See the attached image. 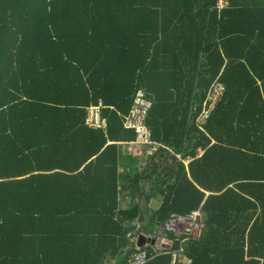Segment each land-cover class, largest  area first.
<instances>
[{
    "label": "trees",
    "instance_id": "1",
    "mask_svg": "<svg viewBox=\"0 0 264 264\" xmlns=\"http://www.w3.org/2000/svg\"><path fill=\"white\" fill-rule=\"evenodd\" d=\"M218 1L0 0V264H126L140 248L135 220L146 233L198 210L207 235L182 244L167 232L172 248L192 264H264V0H229L222 12ZM218 83L224 95L201 122ZM139 90L152 102L142 146L159 148L145 170L133 157L119 172ZM99 101L106 126L92 129L85 116ZM80 130L100 141L85 145ZM184 144L188 170L176 156ZM95 173L106 180L82 181ZM92 188L164 201L146 227L139 203L87 208ZM141 248L147 264H171L168 251Z\"/></svg>",
    "mask_w": 264,
    "mask_h": 264
},
{
    "label": "crops",
    "instance_id": "2",
    "mask_svg": "<svg viewBox=\"0 0 264 264\" xmlns=\"http://www.w3.org/2000/svg\"><path fill=\"white\" fill-rule=\"evenodd\" d=\"M119 34H120V36L124 37L126 40H130L134 36V35H132L131 31H129V32L125 31V32H122ZM244 96H250V95H248V94L244 95L243 94V98H244ZM237 102L239 103L238 105L242 104V99L238 100ZM261 108H262L261 112H263V114H264V108L263 107H261ZM90 128L95 129L93 127H90ZM77 132H78V138L80 139V142H83L85 145L90 146L92 141H94V142H95V140H96V142L100 141V135H98V134L92 133V132L87 131V130H80ZM191 132H192V134H196L195 130H192ZM109 143H111V142H107V144H109ZM121 145H122V149H121L122 153L126 156H131V157H129V159H125L126 164L119 165L118 171L124 172V173L128 172V167H129V164H132V162H133L132 158L133 157L139 158L140 162H139L138 166H141L140 167L141 171L143 169L145 170L148 157L150 155H152L154 150L159 148L158 143H155L154 147H148V146H141L139 144H136V143H134V141L130 142V143H122ZM187 146H189V145H187ZM187 146L185 147V144L183 146L185 148L184 152H186L184 155H186V156L183 157L182 153H179V152H177L176 156L178 158H180V161H182V163L185 165L186 169L188 170L190 168L189 164L194 160V157L192 155H190V153H189L192 150V147L187 148ZM204 151H205L204 148H202L201 146H199L195 149V152H197L199 157L204 154ZM114 157H115V150H110L109 153L107 154L106 161L107 160L111 161L112 159H114ZM106 161H102L97 165V166H99V169L104 168V162H106ZM159 165H160V167L163 166V165H161V163ZM158 170H159V168L157 169V172H158ZM157 172H156L155 178L149 179V180H147V182H145L146 186L144 185V187H145V194L146 195L149 193V191H148L149 188L152 187L151 182H152V184H154V182L157 181ZM190 173L191 172H188V176L191 179ZM105 180H106V178L103 174L95 173L91 176H88V178L83 179L82 181H87L89 183H101V181H105ZM118 188H120V187L118 186ZM81 190L84 191V188H82ZM92 193L95 194V197L92 198L93 204L91 206H87V208H89L90 210H93V209L98 210V208H102L103 206L105 207V205H111L112 206L116 203V204H119V207L116 210V212H118L120 210H128L131 206L139 203L140 206L142 207V212L146 213L145 219H142L143 220V222H142L143 226H146V227L149 226L148 220L151 219V217L154 215V212H157L161 208L163 201H164V197L160 193H157V194L155 193L156 195H154L153 198L150 199V202H149L148 206L146 207L143 198L142 199H139L138 197L134 198L132 195H129L128 193L123 194V195L118 194L116 199L109 196L107 194V191H105V190L97 192L92 188ZM82 195H84V194L70 195L71 197L69 199H70V201H77L80 198L84 197ZM210 195H211V193H207V196H210ZM157 197H161V200L157 199ZM97 198H98V200H97ZM144 199H145V196H144ZM153 201H158L160 204L158 206L157 210H154L150 207L151 203ZM75 206H78V205H75ZM93 220L96 222V219L93 218ZM134 224L137 225V227H136L137 232L133 233V235H135V236L133 237L132 240L136 243L137 247H139L138 246L139 238H141V235L144 234V235H148L151 238V240H154V242L152 244H147L143 247H147V246L152 247L153 249H155V251L157 253H161L162 250L168 251L169 253L173 250H177V249L172 248L174 245V241L171 240L169 238V236L166 234L167 232L164 228V223L156 224V228L154 229V231L151 232V229H150V232H146V233L143 231L141 232L139 230L141 223L138 220H135ZM204 234L207 235V232L204 233L202 231L200 233V235L197 238H195V240H200ZM215 253L216 252L214 251V249L210 250L208 252V255L205 256V261L210 262L213 259H215L216 257H218V256H215Z\"/></svg>",
    "mask_w": 264,
    "mask_h": 264
},
{
    "label": "built area",
    "instance_id": "3",
    "mask_svg": "<svg viewBox=\"0 0 264 264\" xmlns=\"http://www.w3.org/2000/svg\"><path fill=\"white\" fill-rule=\"evenodd\" d=\"M230 6L229 0H219L217 10L224 11ZM223 87L218 83L208 93L207 98L203 102V111L199 117V121L205 122L209 119L212 111L224 95ZM152 102L148 99L145 91L139 90L136 93L133 107L129 114L125 116V128L134 129L137 134L134 143L139 145L151 142L150 131L145 126V119ZM104 109L103 104L99 101L96 105L87 109L85 116V124L89 127L103 129L106 126V118L102 115ZM166 232L174 234L181 239V243H185L191 239L197 238L203 230L202 214L200 210L194 211L189 215H172L165 223ZM171 264H192L191 258L185 255L184 247L170 252ZM151 260V256L146 248H138V250L129 254L126 264H147Z\"/></svg>",
    "mask_w": 264,
    "mask_h": 264
},
{
    "label": "water",
    "instance_id": "4",
    "mask_svg": "<svg viewBox=\"0 0 264 264\" xmlns=\"http://www.w3.org/2000/svg\"><path fill=\"white\" fill-rule=\"evenodd\" d=\"M157 199L161 200V197H157ZM159 202L158 201H153L151 203V208L154 210H157L158 206H159ZM154 242V240H151V238L148 235H141V238H139V242H138V246L139 247H143L147 244H152Z\"/></svg>",
    "mask_w": 264,
    "mask_h": 264
},
{
    "label": "rangeland",
    "instance_id": "5",
    "mask_svg": "<svg viewBox=\"0 0 264 264\" xmlns=\"http://www.w3.org/2000/svg\"><path fill=\"white\" fill-rule=\"evenodd\" d=\"M142 146V145H141ZM138 147V146H137Z\"/></svg>",
    "mask_w": 264,
    "mask_h": 264
}]
</instances>
